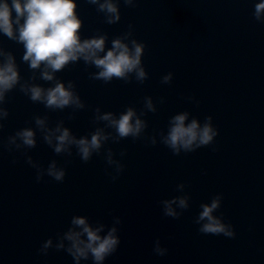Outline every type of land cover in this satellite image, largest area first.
I'll return each mask as SVG.
<instances>
[{
	"label": "water",
	"instance_id": "95a60500",
	"mask_svg": "<svg viewBox=\"0 0 264 264\" xmlns=\"http://www.w3.org/2000/svg\"><path fill=\"white\" fill-rule=\"evenodd\" d=\"M252 8L253 0H121L120 20L108 23L96 5L79 0L85 35L106 31L110 46L131 24L132 35L145 42L149 75L143 82L134 76L104 81L91 75L94 64L69 63L56 75L75 81L85 101L79 109L47 108L18 86L8 92L9 113L0 128V264H75L65 249H39L76 213L108 226L121 218L120 244L104 264H264V22ZM0 45L15 54L24 78L35 74L36 82L52 83L23 61L22 43L0 33ZM168 71L174 75L163 82ZM147 95L155 111L145 109ZM128 105L142 113L147 127L135 138L110 136L87 161L74 146L71 154L54 152L39 128L35 146H5L17 128L35 126L36 115L46 114L50 126L62 119L76 135H90L105 124L94 119L97 106L118 114ZM185 109L202 120L211 115L219 132L212 143L177 154L161 135L170 117ZM108 148L125 164L116 179ZM28 156L42 167L56 158L67 169L65 178L45 173L37 180ZM181 191L190 194L189 207L178 217L165 215L160 201ZM216 193H222L217 211L234 225V236L199 230L201 202ZM157 237L168 249L163 255L153 250Z\"/></svg>",
	"mask_w": 264,
	"mask_h": 264
},
{
	"label": "clouds",
	"instance_id": "9594fccd",
	"mask_svg": "<svg viewBox=\"0 0 264 264\" xmlns=\"http://www.w3.org/2000/svg\"><path fill=\"white\" fill-rule=\"evenodd\" d=\"M91 4L104 13L108 23L121 18V0H89ZM125 4L135 5L139 0H123ZM79 0H0V33L23 44L22 59L32 69H39L40 77L50 84L36 82L35 74L26 79L22 76L15 54L0 45V128L5 126L9 109L5 100L10 90L19 87L33 101H41L47 108L63 109L66 106L83 108L85 101L78 92L75 81L59 78L56 73L66 65L78 60L94 64L97 71L91 73L95 79L110 81L121 78L125 81L133 78L143 82L149 75L143 62L145 42L129 31L112 37L108 45V32L97 29L93 34L85 35L82 31L84 18L78 11ZM252 16L264 22V0H253ZM130 37V39H129ZM174 73L168 71L161 77L163 82H170ZM146 110L155 111L156 104L151 95L144 98ZM97 121H104L89 134L76 135L61 119L54 126L48 124L47 115H36L35 126L25 125L17 128L7 138L6 147L31 148L37 144V128L44 140L56 153H69L75 147L82 160H89L94 153H99L111 136L114 140L141 135L147 127V120L133 105H128L118 114L113 110L101 111L96 108ZM111 128L113 132L106 129ZM219 128L213 123L211 115L203 120L189 110L177 111L170 117L166 132L161 139L174 153L192 151L202 145L212 143ZM155 143V136L152 138ZM108 165L115 166L112 179H116L125 167L122 159L114 156L113 150H106ZM124 150L121 151L123 156ZM28 162L37 169L36 179L44 174L60 181L65 178L66 167L56 158H52L46 167H42L31 156ZM184 188V183L177 186ZM160 203L165 215L178 217L181 210L190 205V194L179 192L171 197H164ZM222 203V193H216L209 200L201 202L195 217L199 230L205 233L234 236L235 227L231 221L218 212ZM120 217H114L111 226L101 220H92L88 214H73L67 227L58 232L55 239L48 236L41 241L40 251L47 253L49 248L65 249L74 258L75 264L87 262L104 264L106 258L115 252L120 244ZM153 250L163 255L167 247L159 237L154 242Z\"/></svg>",
	"mask_w": 264,
	"mask_h": 264
}]
</instances>
